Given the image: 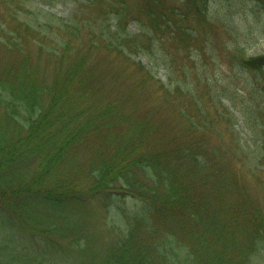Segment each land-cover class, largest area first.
Masks as SVG:
<instances>
[{
    "label": "trees",
    "instance_id": "16d2710c",
    "mask_svg": "<svg viewBox=\"0 0 264 264\" xmlns=\"http://www.w3.org/2000/svg\"><path fill=\"white\" fill-rule=\"evenodd\" d=\"M71 1L68 17L44 11L37 28L22 20L18 36L6 22L17 18L21 0L0 5V47L12 56L0 61V264H58L67 250L64 240L80 243L91 233L96 202L109 207L128 197L149 203L162 223L158 227L150 213L139 212L129 229L134 237L121 239L102 264H258L264 258V204L252 198L244 176L264 174V141L256 137L245 148L232 106L249 126L253 116L261 117L264 52L238 48L233 56L239 72H254L262 83L248 105L235 104L231 81L226 86L219 79L208 82L190 73L178 78L169 71L162 81L136 60V80L115 95L119 75L109 59L126 62L125 45L144 39L154 51L169 40L180 48L196 37H210L215 45L219 29L235 38L233 15L212 18L209 0ZM243 4L264 12V0ZM190 16L208 27L204 35L183 24ZM133 21L137 32L130 28ZM34 41L36 57L25 44ZM151 79L164 91L166 104L156 99L148 105L141 102L146 95L135 97ZM168 106L173 110L167 114ZM221 106L235 144L213 134V115L221 118ZM216 139L233 145L226 147L239 161L230 164L226 151L206 141ZM237 184L241 195H229L231 203L223 204L224 192ZM172 216L177 223L170 228ZM183 224L191 231L180 237L174 227ZM154 245L156 253H149ZM77 254H83L77 264L94 258L90 251Z\"/></svg>",
    "mask_w": 264,
    "mask_h": 264
},
{
    "label": "rangeland",
    "instance_id": "374dc122",
    "mask_svg": "<svg viewBox=\"0 0 264 264\" xmlns=\"http://www.w3.org/2000/svg\"><path fill=\"white\" fill-rule=\"evenodd\" d=\"M243 1L244 0H209V15L212 18L221 21L220 13H225L228 16L233 15L235 20L234 24L236 26L235 29L237 31L235 38L227 33H222V29H219V40L215 45L210 37L206 36V38L196 37L195 40L187 41L183 43L180 48L177 44L172 43V40H169L165 44L162 43L157 45L154 48V51L150 48L148 41L140 38L139 44L136 43L137 46L134 44L125 45L129 46V52L127 53L129 57H126V62L121 61L116 56L115 60L113 59L114 57L109 59L111 64L115 63V72L119 75L118 78H115L114 80L115 95L124 92L127 89V85H131L130 81L133 82L136 80V78L132 77V74H136L133 68L134 65L132 60H136L146 63L153 71L151 74L156 78H161L162 81L167 80L168 71L173 73L174 76L178 78H182L184 74L190 73L199 74L202 77H205L208 82L211 81L210 78L213 80L219 79L225 85L226 82L231 81L232 90L237 91L236 98H234L236 105H241V103L243 105H248L254 102L253 97H258V89L262 87V83L261 81L257 83L258 80H256L254 72L243 70H240L239 72L235 66L238 64L233 59V56L237 53L236 50L238 48H243L247 53L252 55H258L264 52V12H252L243 4ZM5 2L6 0H0V5ZM9 2H11V0H9ZM74 4L75 3L71 0H21V5H18L17 3L15 5L16 10L18 11L17 18H13V20L9 19L6 22V26L18 36V32L24 30V27L21 25L23 22L22 20H28L31 23L32 28H37L39 21H45L43 16L44 11L49 10L58 16L67 17L71 14ZM34 8L35 10H33ZM35 15L39 16L35 17ZM183 24L187 26L189 25L192 30L198 34V36L201 34L204 35L205 31L208 29L204 22L193 16H190L188 19L183 21ZM94 27L97 26L95 25ZM130 27H132L133 31L137 32V25L135 21L130 24ZM45 29L49 30L50 26L45 27ZM18 39L22 40L21 37H18ZM210 43L211 46H208ZM25 44H27V46L25 45L27 49L31 50L33 57H36V42H30L29 44L27 42ZM204 45H207L206 52L202 50V46ZM144 47H149V52L141 50ZM150 52L152 53L150 54ZM11 57L12 56L9 53L0 47V61H11ZM117 69H121L120 72H118ZM47 73H50V71H47ZM155 79L148 81L145 88H141L140 91H136L135 97L140 99L141 96L146 95L141 102L146 99L143 103L148 105L153 103L156 99H160L162 104H166L164 91L157 90L159 83H156ZM228 93L230 92L228 91ZM227 104L231 105L232 101L229 100ZM232 109L235 110L236 115L239 117L237 128L241 130V133H238V137L240 135L241 141L248 144L245 148L249 150V148L254 145V140L257 139L256 137H261L264 141V124L260 123L264 122V106H262L263 112L257 110L259 113L258 115L261 116L260 118H256L254 116L252 117V126L248 125L245 121L244 115L239 110H236L233 106ZM172 110V106H168L166 108V113L168 114ZM219 111L221 112L220 119L216 117V115H213L215 116L212 128L214 131L213 134L216 136H225L227 137V141L230 139L231 143L235 144L234 134L232 133V130L228 129L229 125L223 116V113L226 110L221 106L219 107ZM213 113L214 110L211 115ZM178 122L181 126L183 125L182 121ZM251 127H255L256 129L252 131ZM172 129L175 130L174 127H172ZM206 141L209 142L211 147L217 148L219 151H226L227 153L223 155H226L225 158L230 162V164L239 161L238 156L226 147L230 146L231 148H234L233 145L224 143L222 140L217 139L214 141ZM262 146H264V143H262ZM262 158L261 167L264 169V154L262 155ZM185 170L188 171L189 168H186ZM241 174L244 176L245 172H242ZM244 177L249 180L246 182V188L251 193L252 198L260 201L261 204H264V174H261L259 179L252 176ZM237 187L238 184L234 189L230 187L224 192L222 197L224 199L223 204L229 205L231 203L232 198L229 199V195L235 196L237 193L238 195H241V191H236ZM96 204L98 206V214L95 216V223H90L93 227L91 233L87 235V237L85 236L80 243L76 242V244H69V242H71L70 239L64 240L63 243L64 246L67 247V250H65V252L62 251V256L65 258L63 257L62 261L58 260V264H77L80 257L83 255H79L77 252L82 253V250L90 251V253H93L94 256V258L86 256L83 259V264L101 263L104 256H109V254L111 256L113 254L114 247L116 250L120 246L121 239H127L128 236H131V234H129V229L133 224V219L139 215V212L145 213V215L150 213V218L153 221L152 224L157 222L158 227L160 226V223H162V221L157 219V217H159L157 214L153 216L151 213L150 204H147L143 200L130 199L128 197L125 199H119L115 203H112L109 207H107V202H96ZM161 208L163 209V207ZM164 208L169 211L168 207ZM171 219L172 224H170V228L177 223L174 216H172ZM140 223H142V221H140ZM64 224L71 226L66 223V221H64ZM152 226L154 228L156 227L155 225H151V227ZM69 229L71 228L69 227ZM72 229H74V226H72ZM174 230L180 237H183L191 231V228H187L186 225L183 224L182 226L174 227ZM131 237H134V234H132ZM138 238L139 235L135 237L134 242H138ZM60 241L62 242L61 239ZM154 247L155 245L151 247L149 253H156ZM95 253H97V255H95ZM65 255H67V257ZM160 258L161 257L159 256L157 259L159 262L161 260ZM104 262L105 261H103V263ZM258 264H264V258L261 257Z\"/></svg>",
    "mask_w": 264,
    "mask_h": 264
}]
</instances>
